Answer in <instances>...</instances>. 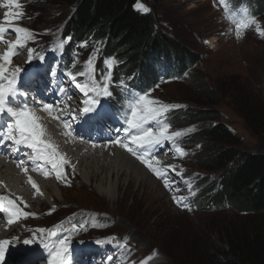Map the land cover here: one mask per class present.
Here are the masks:
<instances>
[{
	"label": "rangeland",
	"instance_id": "1",
	"mask_svg": "<svg viewBox=\"0 0 264 264\" xmlns=\"http://www.w3.org/2000/svg\"><path fill=\"white\" fill-rule=\"evenodd\" d=\"M34 1L35 0H18L20 8L17 9L13 6L9 9L8 7L6 8L8 0H0V4L2 5L0 18L4 19L5 12L9 10L22 12L23 16L16 20L21 21V23L16 24L13 22L14 26L30 29L25 26L23 22L24 20L29 22L31 19L30 22L33 28L36 27V24H44L46 28L49 27L51 24L45 22L48 21L51 18V14L54 13V11H52V6H50L51 4L46 3V5L42 6L40 9L33 10ZM234 3L235 2L231 0H224L223 4L220 0H159L158 3L150 0L149 2L140 1L137 4L136 10L140 13H145L141 5L146 6L150 10L149 12L156 11L161 30L169 36L178 39L185 50H189L193 54H197L201 57L200 62L190 67L183 79L173 77L168 81L161 82L159 88L150 92L149 96L151 98L159 99L162 103L182 102L186 105H190V107H197L199 103L193 101V99L198 97L194 88L197 84L195 76L197 70H202L207 77L208 83L215 88H217V86L220 87L222 84L227 85L229 83L230 85V83H232L231 85L233 86L237 83L243 98L249 99L248 97H253L255 94L264 102V37L261 34V32H264V13L254 18L248 6H234ZM60 13L62 12L60 11ZM60 13H56L55 16H59ZM66 16L67 14L59 18L57 22L51 23L58 25ZM69 16L67 18H69ZM248 17L254 18L255 22L249 24L247 28L240 29L238 37L236 24L240 19H247ZM258 28L260 31H257ZM30 30L31 34L26 37L24 47L20 48L18 51L14 50L15 54L11 57L10 62L7 63L11 68L6 75L11 79L12 75L15 73L17 77L15 84H23L25 82L24 79L30 76V71L27 69V64L30 62L28 59V49L33 50L37 40H42V33L38 35L36 31ZM3 36L10 37L12 41L16 39V34L13 32L12 28H8V31L3 34ZM8 47L9 45L7 43H0V54L2 52L4 53ZM57 47L49 49L39 56H35L39 53L38 50H36V52L32 51V57L35 56V59H38L36 64L41 66L46 64L47 61L57 58V64L58 67H60L59 53H61L62 45L59 46V52L56 51ZM102 48L103 46L100 43L95 44L94 52L96 57H101ZM39 57H43V59H39ZM86 58L87 54H80L78 60H76V66L85 64L84 60ZM0 62L2 63V60H0ZM113 64L114 59L112 58L105 59V61L102 62L107 73H111L110 68ZM17 68H19L18 73L16 72ZM78 69L79 70L76 69V73H74V71H70V73H73L76 78H79L78 72L84 73L82 81H86H84L81 86L87 85L90 89L89 94L85 95L89 100L87 104L92 103L93 100L96 101L95 104H100L99 95L105 92V85H107V87L111 85L109 75L104 74L100 69H96V72L100 73L99 77L95 69L91 67L83 70H80L82 68ZM71 76L69 75V79H71ZM78 78L75 79V81L78 80ZM0 82L5 85L8 83L7 80ZM127 87L133 88L132 85H127ZM107 95L110 97L117 96L115 93H108ZM81 96L83 97V95ZM238 98L239 96L237 99ZM228 100L232 107L238 108L236 106L237 101L234 98L230 97ZM30 101H32V99H30ZM243 102L246 101L243 100ZM95 104H93L92 107L95 106ZM25 105L27 107L26 109L31 111L27 102H24L21 108ZM6 107H10L15 111L11 103L6 105ZM59 108V103L57 105L53 103V111ZM215 109L225 113L224 115L221 114L220 120L225 122L231 130L240 136L243 141V148L251 149L256 152L263 151V147L257 144L258 139L251 134L246 125L247 122L245 117L241 113L240 116H238L235 111H230L224 106L215 107ZM129 112L130 109L127 108V117ZM8 119L11 123L14 122L12 118ZM38 122L40 123V121ZM161 123L163 124L165 122ZM166 123L168 124L167 121ZM63 124H65V122H63ZM66 124H68V128L73 126L71 121ZM151 124L155 126V122H151ZM200 127L202 129L207 128V124H202ZM176 128L180 127L176 126ZM196 128L197 125L186 129H179V132L186 137L192 135ZM170 129L172 130V128H169V132ZM68 144L69 143H66V145L64 144L63 147L59 146V144L56 146V150L61 152L60 155L63 157V152L67 154L76 152L75 147L72 145L67 146ZM84 144H88V142ZM186 150L184 152H186L187 155ZM192 150L194 151L192 153L193 156L186 160V155L185 157L183 156L175 163V168L177 169L174 171L170 166H163L164 164L157 165V168L161 170L167 169L166 178L169 181L173 176L178 178L177 183L178 186H180V192L178 193L183 192L180 197L183 196L184 198L181 203L193 201L196 205H192L190 208L186 209H181L173 204V197H177V193L175 192L176 187L171 186L166 188L164 179L158 178L151 170L152 177L158 182L152 185L149 184V186L145 188L141 185L140 181H134L130 185L129 175L123 176L121 179L116 176L114 179H109V181H107L108 175L103 174L100 175L101 177L99 176L92 180H88V176L91 172H87L88 170L84 172L81 168L75 170L67 163L69 166L66 168L65 164L61 165L67 175L65 176L62 174L58 179L56 170L54 169V176H44V179L42 178L41 180H45V182H39L40 184L42 183V188L49 199L44 196L42 198V203L37 205L35 210L30 208L24 209V206L22 207L20 204L22 207L21 210L31 212L32 214H25L26 222L19 221L22 214L19 212L17 215V212L20 211L18 207L11 205L7 213L4 211V216L13 217L18 227L12 232L14 235L13 238L7 239L8 244L5 252L6 261L3 264H18L30 254V251L39 252L42 256L48 257L50 255V249H52L53 246H59L60 239L66 240L69 249V254L64 257L66 264H69L73 259L72 257L77 256L87 244H97L96 241H102L101 244H108L109 249L115 252L114 257H112L114 264H137L142 258H146L147 255H150V251L154 248L157 249L155 252L160 255L158 260L159 263L156 264H177L176 255L180 253L181 239L185 237L193 239L195 234L203 231L208 233L207 238H212L211 241L215 246L224 248L225 246L220 241L219 232L217 233V231L228 226L229 223L233 221V218L227 216L230 209L219 210L220 208L218 207L212 211L211 206L206 208L203 205L204 202L201 203L198 200L199 190L201 192L202 186L191 179L188 173L198 170V174H204V172L207 171L196 166V162H198L197 158L207 155L209 149L205 147L202 148V145L199 144ZM65 160L67 161L66 157ZM170 165H172V163H170ZM38 166L41 168L47 167L42 162H39ZM169 168L172 174L168 172ZM21 169L22 168H19V170ZM84 175L86 177H84ZM38 176H36L37 179ZM7 179L6 182L10 181V185L8 187L4 186L0 190L1 196H4V198H8L7 195H11L9 192L17 194L20 191H25L21 187L19 183L21 180L18 179L17 176H8ZM55 179L59 181L56 182ZM54 180L55 182H52ZM111 184H113L112 186L116 190L114 199H110L108 195L99 192L104 185L108 187ZM49 187L56 188L55 193L49 190ZM56 206L60 208L57 211H51V208ZM75 210H82L77 219H73L69 215ZM94 210L102 211L103 213H101V215H106L103 218ZM56 213H59L61 216L55 218ZM111 214L119 218L118 224L113 220L114 217ZM61 220H63L62 223L55 224ZM72 224L79 225V227H76L77 231L75 230L74 239L71 240L78 242L70 243L68 242L70 236L69 230H66V228L72 226ZM80 229H82V231L78 232ZM134 230H136L137 234L134 236L135 238L132 239L126 232H133ZM53 232L56 233L55 236L52 235ZM25 240L31 241L29 244L30 246L24 245ZM0 241H2V239ZM45 244H48L49 247L45 248ZM33 248L38 249L33 250ZM43 248L46 249L48 253L42 250ZM221 258L225 260L224 256Z\"/></svg>",
	"mask_w": 264,
	"mask_h": 264
},
{
	"label": "trees",
	"instance_id": "2",
	"mask_svg": "<svg viewBox=\"0 0 264 264\" xmlns=\"http://www.w3.org/2000/svg\"><path fill=\"white\" fill-rule=\"evenodd\" d=\"M140 1L150 0H35L33 10L40 9L46 3L51 4L54 13L45 22L51 25L46 28L44 24H36L33 28L30 19L26 21V26L43 34L40 43L45 49L63 44L67 56L66 67L70 71L75 68L83 70L95 64V69L105 72L102 62L112 58L114 84L124 77L128 79L133 72L139 75L144 85L151 83L156 88H159L158 80L162 74L183 79L190 67L200 62L201 57L185 50L178 39L161 30L156 11L140 13L136 10ZM231 1L235 2L234 6H248L254 18L264 13V0ZM56 13H60L59 16H55ZM66 14L65 18H69H64L58 25L51 23ZM96 43L103 46L101 57H96L94 52ZM80 54H87V58L85 64L76 66ZM163 64L167 67L165 71L161 68ZM195 81L198 97L193 101L199 103L197 107L182 102L162 103L156 100L161 106H175L167 108V111L176 130L197 125L192 135L183 137L182 142L188 149H194L199 144L209 149V153L197 158L196 162V166L207 171L198 174V170H195L188 174L194 175L202 186L199 196L204 207L211 206L212 211L218 207L219 210L230 209L227 216H231L233 221L217 231L224 248L215 246L204 231L198 233L200 236L195 234L193 239H181L180 253L176 255L177 264H264V102L255 94L249 99L243 98L237 83L215 88L208 83L202 70H197ZM230 97L237 101V109L232 107L228 100ZM219 106L245 117L248 129L256 136L257 144L263 147V151L242 147L240 136L220 120L221 114L225 113L215 109ZM201 123L207 124V128L202 129ZM79 211L75 210L69 215L77 219ZM94 211L100 215L103 213ZM105 215L101 216L104 218ZM60 216L56 213L55 218ZM113 217L118 224L119 218ZM126 233L132 239L137 234L136 230ZM222 256L225 260H222Z\"/></svg>",
	"mask_w": 264,
	"mask_h": 264
},
{
	"label": "bare ground",
	"instance_id": "3",
	"mask_svg": "<svg viewBox=\"0 0 264 264\" xmlns=\"http://www.w3.org/2000/svg\"><path fill=\"white\" fill-rule=\"evenodd\" d=\"M1 7L2 5L0 4V13H1ZM0 24H5L4 19L0 18ZM5 26L7 27V25ZM3 40L12 41L10 37L8 36H3ZM0 43L3 44L2 42ZM2 54L3 52L0 55ZM5 67L7 68L6 74H8L11 66L9 64H6ZM34 81H36V79H34ZM53 86H54L53 82L48 79L47 82H45L44 84H41V82H38V81L35 82L34 85L30 83L29 87H27V84H24L21 90L19 91L22 92L23 90L27 89V92L29 94L27 97L22 99V101L27 102L28 106H30L31 112L40 118L39 121L42 124V126L45 128L44 138H46L47 140H50L52 143L54 142L55 146H57L58 144L59 146H62V147L64 146V142H63L64 135L60 136L61 130L59 129L58 123L55 122L52 124L51 121L53 120V118H55L57 121L56 117L59 116L60 119L65 123H68L71 119H73L76 122V127L70 126L69 132H67L66 134V136L69 135L68 137L70 138V144H72V146L75 147L76 149L75 153L73 152V154H70V153L67 154L72 158V160L68 159L69 161L68 164L72 166L73 169L77 170L81 168V170H84V172L86 170H88L87 172L89 173L91 172L88 176V180H92L93 178L106 174L108 175L107 181H109V179H114V177L116 176L119 177V179H121L123 178V176L129 175L130 185L134 181H140L141 185H143L145 188H147L149 184L152 185L158 182V181L156 182V179L152 177L150 169L147 167V165L142 163L141 160L138 159L136 156H133L130 152H128L126 148H124L126 152L124 153L118 145H108V143L104 142V140H102L101 137H99L98 135H93L92 131H90V128H91L90 126H93V125H89L88 123H79L80 122L79 119H77L75 116H72V114L66 115L60 108L52 111V116L48 112H45L44 109L42 110L44 100L48 101L50 104L52 102V105L53 103L57 105V102L55 100L56 94H47L45 92V89L53 87ZM40 95H41L40 97L41 101L37 102L36 97H39ZM62 95L64 96V93ZM30 99H32V101L34 102L30 101ZM76 102L77 100L74 97H71L68 101H65V107L69 108L71 112L74 110H79L80 108L79 106H76ZM12 104L15 108V111H20L21 109H24V106L23 108H21L23 103L20 100L18 103H12ZM1 123L2 122H0V124ZM6 125H7V122L5 120L3 124L0 125V130H3L6 132L7 131ZM122 127L124 128L125 126L122 125ZM82 131L84 132V134ZM87 142L88 144H84ZM128 145L129 147H134V146H131L130 144ZM157 151L158 149L146 148L140 151L138 154L148 159L149 154L152 155V153H155L156 155ZM57 152L60 155L61 152L59 151ZM21 159L25 161V165L31 164V170L29 171V169H27V172L24 171L23 176H22V172L19 171V168H24L26 166L21 167L18 165V161H20ZM39 162L44 163L47 167L45 168L39 167L38 166ZM69 165L65 164V168L68 167ZM153 167H156V164H154ZM45 173H48V175H45ZM54 174L55 172L51 166V163L45 162L32 149L22 144L17 147H14L12 141H6L4 143H0V190L4 186L8 187L10 185V181L6 182L8 180L7 179L8 176H12V177L17 176V178L21 180L19 182L21 184V187L25 190V191H20L19 193H17L16 194L17 196L7 195L8 198H4L5 201L6 199L7 200L11 199L21 209L24 206L23 207L24 209L30 208L32 210H35V207L39 205L40 203H42L43 201L42 198L44 196L49 199L48 195L45 193V191L42 188V183L40 184L39 182H43V181L45 182V180H41L42 178L44 179V176L51 177V176H54ZM29 176H31L32 179L38 185L39 190H40L39 192H37L28 182ZM36 176H38V179ZM84 177L86 176L84 175ZM55 180L56 182L59 181L58 179H55ZM55 180L52 182H55ZM112 185L113 184L109 185L108 187L104 185L103 188L99 190V192L108 195L110 199H114L116 190L113 188ZM48 189L52 190V192L54 191V193L56 191V188L54 187H49ZM176 192L177 193L180 192L179 187L176 189ZM0 196H1V192H0ZM20 204L22 207L20 206ZM18 214H19V211L17 212V215ZM9 220H12L13 222L10 224L8 222ZM15 222L16 221L14 220L13 217H6L4 216V214H0V240L2 239V241H5L7 239L13 238L14 235L12 234V232L18 227V225H16ZM29 244L30 243L24 244V245L30 246ZM6 246L7 245H4L5 248ZM158 255H159L158 253L154 252L148 255L145 259L147 260L148 263H158L159 262ZM109 256H111L112 258L113 257L112 253L111 254L110 252L103 253V256L101 257H95L94 259H88L86 261V264H104V258L106 259ZM5 258L6 257H4L3 261H0L1 264L5 263L6 261ZM45 261L46 259L41 254H37L35 255V257L33 256L25 257L18 264H47Z\"/></svg>",
	"mask_w": 264,
	"mask_h": 264
},
{
	"label": "snow or ice",
	"instance_id": "4",
	"mask_svg": "<svg viewBox=\"0 0 264 264\" xmlns=\"http://www.w3.org/2000/svg\"><path fill=\"white\" fill-rule=\"evenodd\" d=\"M223 4L224 0H220ZM17 9L20 8V3L18 0H8V4L6 7L11 9L12 7ZM143 12L147 13L150 10L141 5ZM23 16L22 12H14V11H6L4 14L5 24H0V42L7 43L9 45L8 49L0 56V60L4 63H0V81L7 80L8 83L5 85L0 82V113H8L13 117H16L14 123H7L6 129L7 131L0 130V143H4L6 141H12L13 146L17 147L21 144L26 147L32 149L37 155L43 159L45 162H50L53 169L56 170V176L59 179L61 175H67L61 165L67 164L68 162L64 159L63 156L59 155L56 146L47 139H44L45 128L39 123V117L36 116L31 111L26 109V105L24 109L20 111H13L12 108L6 107V105L10 103H18L21 97H25L26 93L19 91L17 87H15L16 82V74L14 73L9 79L6 75V67L5 65L10 62L11 57L15 54V51H18L20 48L24 47L26 43V37L31 34V30L24 27H16L14 26V21L21 18ZM254 18L248 17L247 19H240L236 24L237 36L239 37L240 29L247 28L249 24L254 23ZM7 25V27L5 26ZM8 28H12L13 32L16 34L15 41H4L3 34L7 31ZM257 31H260L258 28ZM264 35V32H261ZM15 50V51H14ZM32 49H28V59L32 60ZM39 59H43V57H39ZM16 72H19V68L16 69ZM71 76V74H69ZM80 75H84V73H80ZM72 80H75V76H71ZM80 88V91L85 93V95L89 94V87L87 85L81 86L77 85ZM94 90V89H93ZM61 93L65 91L63 87L60 88ZM105 94L107 93V85H105ZM84 103H88L85 101ZM93 104L96 103L95 100L92 101ZM159 102L156 100L149 99L147 94L139 95L138 98L130 99L129 108L130 112L128 117L126 118L127 128L124 131L127 133V137L131 138V144L135 147H129L128 144L123 143L121 141H115L120 144L121 147L126 148L128 152H130L133 156H136L141 160L142 163L147 165V167L153 172L158 178L164 179V184L166 188L171 187L169 180L166 178L167 169L161 170L160 168L153 167V164L150 159L145 158L138 153L146 148L152 149H160L162 150L164 144L166 142L172 141L174 137H178L181 135L180 132H169L170 125L167 123H161L164 118V109L175 106L165 105L163 108L158 107ZM44 111L51 114V110L53 109L52 104H44ZM84 113H88L93 111L91 107H84L82 109ZM60 119L59 116L56 117ZM151 122H155V126L151 124ZM65 128H68V124L64 125ZM14 133H18L15 135ZM135 133V134H133ZM178 153L183 154V150L181 148H176ZM152 157H155V153H152ZM18 165L23 167L25 165L24 160L18 161ZM173 171L175 170L174 165H170ZM24 171L27 172V168L24 167ZM48 175V173H45ZM28 182L31 186L39 192V187L36 182L32 179L31 176L28 177ZM4 199L3 196H0V201ZM177 203H181L183 201V197L176 198L173 197ZM9 205L14 206V201L9 199ZM186 206V205H185ZM15 215V214H14ZM10 224L13 222L12 220L8 221ZM73 228L79 227V225H73ZM43 231V230H41ZM53 236L56 235L55 232L52 233ZM25 244L31 243L29 240L24 241ZM96 243H102V241H96ZM8 241H0V261L4 260L6 248L4 245H7ZM45 248H48L49 245L45 244ZM69 254V249L67 246V242L65 239L59 240V246H53L50 249V257L48 260V264H65V255ZM111 257L109 260L111 261Z\"/></svg>",
	"mask_w": 264,
	"mask_h": 264
}]
</instances>
